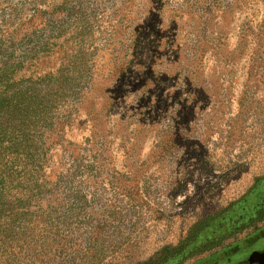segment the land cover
<instances>
[{
    "label": "rangeland",
    "instance_id": "374dc122",
    "mask_svg": "<svg viewBox=\"0 0 264 264\" xmlns=\"http://www.w3.org/2000/svg\"><path fill=\"white\" fill-rule=\"evenodd\" d=\"M262 249L264 0H0V264Z\"/></svg>",
    "mask_w": 264,
    "mask_h": 264
},
{
    "label": "water",
    "instance_id": "95a60500",
    "mask_svg": "<svg viewBox=\"0 0 264 264\" xmlns=\"http://www.w3.org/2000/svg\"><path fill=\"white\" fill-rule=\"evenodd\" d=\"M252 258L257 261H264V251H254Z\"/></svg>",
    "mask_w": 264,
    "mask_h": 264
},
{
    "label": "flooded vegetation",
    "instance_id": "af4514ba",
    "mask_svg": "<svg viewBox=\"0 0 264 264\" xmlns=\"http://www.w3.org/2000/svg\"><path fill=\"white\" fill-rule=\"evenodd\" d=\"M261 251H264V249H262ZM248 262V259L245 258V259H242V262ZM255 261V264H264V261H257V260H254Z\"/></svg>",
    "mask_w": 264,
    "mask_h": 264
},
{
    "label": "trees",
    "instance_id": "16d2710c",
    "mask_svg": "<svg viewBox=\"0 0 264 264\" xmlns=\"http://www.w3.org/2000/svg\"><path fill=\"white\" fill-rule=\"evenodd\" d=\"M262 228H263V226H262Z\"/></svg>",
    "mask_w": 264,
    "mask_h": 264
}]
</instances>
